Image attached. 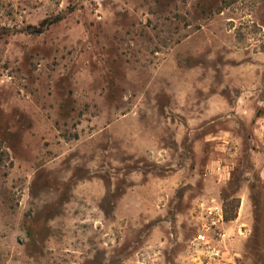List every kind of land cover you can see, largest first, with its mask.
Instances as JSON below:
<instances>
[{
    "label": "rangeland",
    "instance_id": "374dc122",
    "mask_svg": "<svg viewBox=\"0 0 264 264\" xmlns=\"http://www.w3.org/2000/svg\"><path fill=\"white\" fill-rule=\"evenodd\" d=\"M0 264H264V0H0Z\"/></svg>",
    "mask_w": 264,
    "mask_h": 264
},
{
    "label": "built area",
    "instance_id": "2783aa9c",
    "mask_svg": "<svg viewBox=\"0 0 264 264\" xmlns=\"http://www.w3.org/2000/svg\"><path fill=\"white\" fill-rule=\"evenodd\" d=\"M95 2L98 5H102L103 0H95ZM206 213L208 215L209 222L206 223L200 232L194 237V241L209 244L211 240L207 236V231H209L211 227L216 226L218 223H224V212L220 204L213 202L212 205L207 207ZM211 252L214 256L219 255V251L216 248H213Z\"/></svg>",
    "mask_w": 264,
    "mask_h": 264
}]
</instances>
